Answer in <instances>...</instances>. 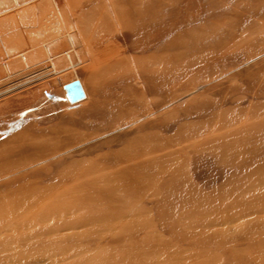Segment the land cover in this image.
Segmentation results:
<instances>
[{"label": "rangeland", "instance_id": "1", "mask_svg": "<svg viewBox=\"0 0 264 264\" xmlns=\"http://www.w3.org/2000/svg\"><path fill=\"white\" fill-rule=\"evenodd\" d=\"M0 264H264V0H0Z\"/></svg>", "mask_w": 264, "mask_h": 264}, {"label": "bare ground", "instance_id": "2", "mask_svg": "<svg viewBox=\"0 0 264 264\" xmlns=\"http://www.w3.org/2000/svg\"><path fill=\"white\" fill-rule=\"evenodd\" d=\"M72 101V100H71Z\"/></svg>", "mask_w": 264, "mask_h": 264}]
</instances>
